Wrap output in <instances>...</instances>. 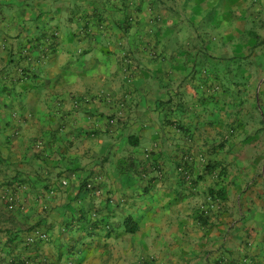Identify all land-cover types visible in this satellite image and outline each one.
<instances>
[{
  "label": "crops",
  "instance_id": "crops-1",
  "mask_svg": "<svg viewBox=\"0 0 264 264\" xmlns=\"http://www.w3.org/2000/svg\"><path fill=\"white\" fill-rule=\"evenodd\" d=\"M0 264H264V0H0Z\"/></svg>",
  "mask_w": 264,
  "mask_h": 264
},
{
  "label": "trees",
  "instance_id": "trees-1",
  "mask_svg": "<svg viewBox=\"0 0 264 264\" xmlns=\"http://www.w3.org/2000/svg\"><path fill=\"white\" fill-rule=\"evenodd\" d=\"M209 193L213 197H219V196L221 197L222 196V192L220 190L210 189ZM125 226H126V230L130 231V232H134L138 228V225L136 223H133L130 216H128L125 219Z\"/></svg>",
  "mask_w": 264,
  "mask_h": 264
},
{
  "label": "built area",
  "instance_id": "built-area-1",
  "mask_svg": "<svg viewBox=\"0 0 264 264\" xmlns=\"http://www.w3.org/2000/svg\"><path fill=\"white\" fill-rule=\"evenodd\" d=\"M36 236L40 240H46L48 238V233L46 231L36 230Z\"/></svg>",
  "mask_w": 264,
  "mask_h": 264
}]
</instances>
